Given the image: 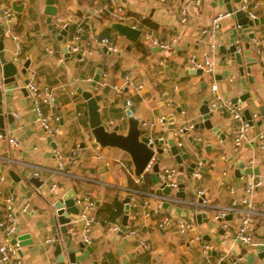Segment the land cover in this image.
Returning a JSON list of instances; mask_svg holds the SVG:
<instances>
[{"label":"crops","instance_id":"crops-1","mask_svg":"<svg viewBox=\"0 0 264 264\" xmlns=\"http://www.w3.org/2000/svg\"><path fill=\"white\" fill-rule=\"evenodd\" d=\"M187 2L118 0L122 8L119 11L110 6L109 0H53L56 14L52 16L51 24L59 33L54 34L47 22L46 0H0V6L12 12L10 21L0 15V23L5 28L3 58L8 63L18 60L15 80L4 84L15 69L14 72L10 71L12 68L4 69L0 57V87L4 93L11 94L4 104L12 116V121L5 118L3 132L0 128V223L7 222L5 203L12 197L18 210V235H27L29 241L18 247L23 264H55L54 250L58 242L66 264H208L220 255H226L222 264L262 262L258 253L264 251L263 214L253 217L254 238L258 244L255 248L244 246L236 238L238 214L231 216L226 227L225 221L215 220L214 215L218 208L238 200L251 179V174L235 175L238 161L247 167L258 168L256 175L263 178V184L254 199L258 203L264 200V163L254 140L257 132L264 131V116L259 111L260 106L264 107V0H248L249 5L243 9L248 17L252 12L255 18L262 19L251 27L254 38L250 40V51L257 52L258 56L249 70H246L247 62H242L243 72L220 50L222 45L229 46L233 29H238L237 19L231 15L220 21L216 31L213 70L191 73L190 60L195 57L200 61L207 51L209 39L203 30L209 27L212 17L226 12L227 5L241 9L244 0H203L199 5L189 2L188 18L182 22L179 12ZM58 17L72 19V22L67 28H61L56 24ZM113 23L137 28L140 35L132 41L113 28ZM77 25L84 28L78 41L80 57L77 56L79 52L69 49ZM62 29H65L64 34H60ZM246 37L247 34L237 32L236 41L244 45ZM102 38H107L116 50L109 51L100 45ZM154 39L171 46L160 49L152 43ZM27 61L28 67L23 74L21 70ZM127 75L130 78L125 83ZM25 80L35 82L54 95V105L42 104L41 108L45 115L59 116L57 123L51 122L59 127L55 136H50L36 121L30 98L20 90L25 87ZM212 83L217 84L216 92L223 100L232 103L233 98L243 96L238 105L242 110L248 109L252 117L248 139L237 150H234L233 139L238 121L225 111H212V125L219 133L205 128H193L189 132L200 139L199 150H194L185 136H175L179 128L202 121L199 109L206 97L211 98L208 86ZM107 85L108 92L104 93ZM114 85L121 89L116 90ZM79 87L101 96L99 112L107 129L117 125L118 132L126 133V108L132 106V116L138 119L146 136L168 141V144L156 146L164 152L159 158L158 175L145 171L150 182L146 191L169 195L176 200L164 201L158 214L147 216L143 201L148 197L137 195L135 205L128 210L125 226L134 229L133 236L126 237L119 231L110 230L109 226L120 223L125 214L126 189H139L144 184L145 172L140 175L143 180L138 186L135 181L139 176L134 174L129 154L117 147H102L94 140L85 114L86 100L77 92ZM126 99L131 101L128 107ZM162 117L164 123L159 122ZM9 138H14L16 144L9 143ZM177 141L185 142L197 157L192 173L186 170L188 162L180 166L166 151L168 145L177 144ZM55 149L62 153L72 176L57 172ZM72 151H75L74 155ZM157 155L155 153L154 157ZM36 167L42 168L40 187L30 182V178L35 177ZM165 167L177 170V187L170 188L168 194L163 192L159 176ZM12 171L15 179L10 175ZM52 183L57 185L54 192L50 191ZM180 185L183 197L176 195ZM72 187L77 189L75 198L88 199L94 204L91 214L96 221L91 227V242L86 245L90 250L85 249L86 254L78 247L83 230L78 214L68 215L73 219L67 224L71 240L55 223L53 202ZM231 188H234L233 192ZM197 190L204 192L206 205L193 202L197 200ZM151 201L153 205L154 200ZM114 202H122L123 209L121 213L114 212L110 218L106 208ZM24 203H28V211L20 212L19 207ZM75 205L80 211L81 206ZM197 213L204 214L200 223L195 218ZM165 216L168 218L166 225L158 226ZM177 219L196 225L195 234L212 246L208 254L202 253L199 242H189L188 234L178 233ZM56 233L57 241H46ZM69 240V247H66ZM142 243L146 247H142ZM71 252L73 263L69 258Z\"/></svg>","mask_w":264,"mask_h":264},{"label":"built area","instance_id":"built-area-1","mask_svg":"<svg viewBox=\"0 0 264 264\" xmlns=\"http://www.w3.org/2000/svg\"><path fill=\"white\" fill-rule=\"evenodd\" d=\"M203 0H188L187 3H184L180 9V20L182 22H185L188 18V7L189 2H192L194 5H199ZM110 6L113 8H116L117 10L121 11L122 8L118 5V0H109ZM249 5L248 0H244L241 6V10H245L247 6ZM232 13L226 11V12H219L216 13L210 22V25L208 28L204 29L203 32L208 36L209 39V46L206 52L203 53L202 59L198 61L195 57H192L190 60V67L192 70L202 69L207 72H211L213 70V61L212 56L215 54L216 51V31L220 26V21L230 16ZM0 15L4 16L7 21L11 20L12 12L9 9L3 8L0 6ZM250 19H254L256 15L254 13H249ZM72 22V19L62 20L60 17L57 18L56 24L61 28H67ZM83 26L77 25L75 32L72 37V44L69 45V49L72 52H80L81 48L78 45V41L80 40L81 34L83 33ZM256 42V41H255ZM152 43L159 47L160 49H169L171 44L159 42L157 40H153ZM100 45L106 47L109 51H115L116 48L111 45L107 38H102L100 40ZM239 50V48H238ZM20 51V45L18 43V52ZM91 51H88L90 53ZM105 75V74H104ZM129 76L124 77V82L127 83L129 81ZM114 88L116 90H120L121 86L114 85ZM25 89L27 91V95L31 100V103L33 105L35 114H36V121L41 126L42 129H44L50 136H55L59 132V127L57 125H52L51 122L55 121L56 123L59 121V116L57 115H45L42 111L41 105L42 104H48L49 106H53L55 102L54 95L46 89L42 88L39 85H37L33 81H28L25 84ZM217 84L212 83L208 86V92L211 95L209 98V109L210 111L214 110H220L227 112L230 117L236 121H238V125L236 127L235 135H234V150H237L244 141L248 139V130H249V124L246 120H243L242 118V108L240 105H235L231 103L230 101L223 100L219 94H217ZM131 105L130 99H126V107ZM13 115H17L16 113H13ZM159 122L164 123L165 119L164 117L159 119ZM193 129V125H187L183 128H179L175 131V136L179 137L183 135V131H191ZM255 143L257 147L260 149L262 156L261 160L264 163V131H259L254 136ZM9 143L16 144V140L14 138L8 139ZM178 145L181 144V141H177ZM73 155L75 154V151H72ZM55 156L58 160V170L57 172L60 174H64L67 176H72L71 171L66 168L65 160L62 155V153L55 149ZM73 161V160H72ZM151 162L147 165L146 170L150 169ZM42 168L36 167L33 171V175L35 177H39L41 175ZM144 171V172H145ZM177 173V170L172 167H165L160 176L161 183H163L165 186H168L170 188H176L177 182L175 180V175ZM250 181L245 185L243 193L239 197L238 200H233L230 205L220 207L216 210V213L214 215V219H224L227 215H233L238 214L239 216V222L236 227L235 235L238 241L243 244L246 247L255 248L258 246L257 242L254 238V225H253V217L259 216L261 214L264 215V200L260 201L259 203L255 201L254 195L257 192V190L262 186L263 184V178L259 175H256L254 173L250 176ZM143 178L142 176H139L136 178V183L139 186L142 182ZM57 185L55 183H52L50 185V191L54 192L56 191ZM234 188H231V192H233ZM126 193L129 196V205L134 206L136 203V197L139 194H144L148 198L143 201V207L145 209V215L149 216L151 214H158L162 210V204L164 201H170V200H176L175 198L159 194L154 191H142L138 188H128L126 189ZM197 200L193 201L198 205H206L208 202L206 198L204 197L205 194L202 190H197L195 194ZM152 200H154V204L152 205ZM75 203H77L79 206H81V210L78 212V220L83 222V230H82V240L86 244H90L91 237V227L92 224L96 221L95 216L91 214L92 209L94 208V204L92 201L88 199H82V198H75ZM28 203H24L19 207L20 212H26L28 211ZM18 210L13 205V198L8 197L6 199L5 203V214L7 218L6 223H0V226L2 227L0 231V264H23L22 258L19 254V249L17 244L11 243V238L15 232V229L17 227V213ZM225 221V220H223ZM168 222V218L165 216L162 218L161 222L158 224V226H164ZM226 222H224V227H226ZM177 231L179 234L186 235L188 234L190 237L188 239L189 242H199L200 248L202 253L208 254L212 246L202 241L201 237H198V235L195 234L196 225L192 222H188L184 219H177L176 221ZM109 229L112 231H119L120 230V223H113L109 226ZM124 236L130 237L134 235V229L125 228L122 232ZM47 242H53L55 241L54 237L48 238L46 240ZM142 247H146L144 243L141 244ZM226 260V255H220L218 256L214 261L209 262L208 264H222ZM234 262V261H232Z\"/></svg>","mask_w":264,"mask_h":264},{"label":"water","instance_id":"water-1","mask_svg":"<svg viewBox=\"0 0 264 264\" xmlns=\"http://www.w3.org/2000/svg\"><path fill=\"white\" fill-rule=\"evenodd\" d=\"M237 2H240V0H236ZM53 0H46V9L45 12L48 14L47 22L49 23V29L54 34H59L54 27L51 24L52 16L56 14V9L52 6ZM227 11L232 13L231 17H235L237 19V25L238 29L234 28L232 32V37L230 39V44L228 47L221 46L220 50L224 52L227 56H230L232 60H234L239 65V70L243 72V66L242 62H247L246 70H249V66L251 64L255 63V60L258 56V53H251L250 51V40L254 38V34L251 31V27L253 24L257 25L259 20L262 21V19H250L246 13L237 8L231 7V5H227L226 7ZM112 27L115 28L121 35L126 36L128 39L132 41H136L138 36L140 35V30L134 27H130L128 25L122 24V23H113ZM237 32H243L247 34V37L245 38L244 45L238 41H236V35ZM65 29H62L60 31V34H64ZM5 37V28L0 23V57L1 61L4 64V69L12 68L10 71L15 72L13 73L12 77H9L3 81L4 84L12 83L15 80V74H16V67L18 60L14 59L13 62H6L3 58V38ZM239 48V50H238ZM66 54H68L67 49L64 50ZM78 57L81 56V52L77 54ZM28 67V61L24 64V67L22 68L21 72L24 74L26 72V69ZM203 70L197 69L196 73H201ZM191 73L194 72V70L191 69ZM98 78V74L95 76L94 80L96 81ZM29 80H25L24 83H27ZM108 85L104 88L103 92H108ZM21 92H23L24 95H27V91L25 87L20 88ZM77 92L86 100V111L85 114L87 116L88 124L91 130V133L94 137V140L102 147H117L125 152H127L132 160L133 163V170L134 174L136 176H140L144 173L147 165L151 162L150 169H148L149 172L155 173L157 176L159 173V158L162 156V153L164 152L161 147H156L158 144H168L167 140L158 139V137H153V139L149 136L145 135V130L140 129L139 127V121L138 119L134 118L132 116V110L133 107L130 106L129 108H126V114L128 116L127 124L128 128L126 133H120L118 132V126H114L112 129H107V124L102 121L99 107V102L101 101L100 95H93L91 91L82 90L80 87L77 89ZM10 93H4L3 89L0 87V128L3 132L4 127V120L7 118L8 121H12L11 111L8 107H5V99L10 97ZM243 96L233 98L232 103L235 105H238L239 102L243 101ZM209 98L206 97L199 109L202 121L199 123H196L193 125L194 129H208L215 131L219 133L218 128L214 127L212 125L211 118L213 117L212 111L209 109ZM102 104H105L104 101H102ZM259 111L261 116H264V107L260 106ZM242 118L243 120H246L249 124V126L253 125L252 117L249 113L248 109L242 110ZM173 128V125L172 127ZM183 136H185V140L188 141L194 150H199L201 148V143H199V140L194 135H189V131L184 130ZM50 139V137H49ZM167 153L171 154L174 159L177 161V163L180 166H183L185 162H188V165L186 167V170L190 173L194 171V168L196 166V161H194L196 157L195 153L193 151H189L187 145L185 142L181 141L180 145H177L176 143H173L171 145H168V148H166ZM155 153H157L158 157H154ZM153 160V161H152ZM201 161H204L202 159ZM234 173L237 177L243 174H258V168H252L247 167L244 165V162L238 161L235 165ZM10 175L12 178L15 177L13 171L10 172ZM15 179V178H14ZM30 182L34 184L36 187H40L43 183L42 180H40L39 177H31ZM163 192L168 194L170 192V187L165 186L162 183ZM76 187H72L67 192H65L62 196L58 197L53 202V207L56 211V224L59 226V230L61 233H65L71 240L72 234L67 231V224L71 223L73 219H71L69 214L71 215H77L79 210L77 206L75 205V196H76ZM177 196L183 197L184 192L182 190V186L180 185L179 191L176 193ZM124 202V208H125V214L120 219V230L119 233H122L125 229V226L127 224L128 219V210L131 208L129 205V196L126 195L123 199ZM204 216V214L197 213L195 215V218L197 219V222L200 223V219ZM232 215H227L223 220L228 221L231 218ZM206 220V219H205ZM222 219H218L217 221H223ZM53 230L56 232V228L53 227ZM28 238L27 235H18V228L16 227L15 232L11 238L12 244H17V246L20 248L21 246L27 244L29 241L26 239ZM55 241H57L58 236L57 233L54 235ZM70 240L68 241L66 247H69ZM87 244L82 240L79 241L78 247L79 251L84 252L86 254L85 249H89ZM245 252V251H244ZM73 253L71 252L69 255L70 263H73L75 260L72 257ZM54 262L55 264H66L64 253L62 252V248L60 245V242H58L55 245L54 250ZM258 258L262 261L261 263L257 262L254 264H264V251H261L258 253ZM235 264H238V262H235Z\"/></svg>","mask_w":264,"mask_h":264},{"label":"trees","instance_id":"trees-1","mask_svg":"<svg viewBox=\"0 0 264 264\" xmlns=\"http://www.w3.org/2000/svg\"><path fill=\"white\" fill-rule=\"evenodd\" d=\"M144 184L140 186V190L142 191H146V189L149 187L150 182L148 180V174L145 172L144 174ZM133 187H136L135 183H132ZM123 209V203L122 202H114L112 205H109L106 208V212L111 214L109 217L113 218V214L114 212H116V214L121 213V210ZM115 210V211H114Z\"/></svg>","mask_w":264,"mask_h":264}]
</instances>
